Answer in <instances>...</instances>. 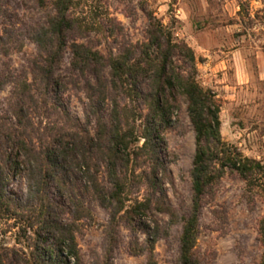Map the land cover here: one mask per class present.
I'll return each instance as SVG.
<instances>
[{
  "label": "trees",
  "instance_id": "1",
  "mask_svg": "<svg viewBox=\"0 0 264 264\" xmlns=\"http://www.w3.org/2000/svg\"><path fill=\"white\" fill-rule=\"evenodd\" d=\"M37 1L50 6L47 23L29 30L38 54L30 75L14 82L9 110L0 115V216L21 223L30 248L29 254H15L22 264H113L120 227L125 226L132 235L131 253L145 254V264H160L156 245L161 225L150 216L166 214L171 223L182 224L178 264H200L201 211L214 199L216 186L226 174L236 175L252 193L264 185V163L224 138L222 105L198 80L194 49L176 42L173 30L151 16L143 42L105 56L93 41L84 40L88 30L73 14L76 0ZM10 40L0 36L5 53ZM23 46L22 40L15 47ZM68 50L73 68L86 81L94 124L89 115L85 121L73 115L62 100L56 67ZM178 52L188 57V66L179 64ZM176 89L186 98L196 134L189 171L193 197L186 212L172 206L166 190L170 171L163 131L172 126L169 109ZM9 171L23 173L25 197L9 190ZM88 197L109 211L105 252L91 263L83 260L77 239L80 223L94 218ZM258 233L264 247V216ZM5 261L0 249V264Z\"/></svg>",
  "mask_w": 264,
  "mask_h": 264
},
{
  "label": "rangeland",
  "instance_id": "2",
  "mask_svg": "<svg viewBox=\"0 0 264 264\" xmlns=\"http://www.w3.org/2000/svg\"><path fill=\"white\" fill-rule=\"evenodd\" d=\"M73 14L88 30V38L108 56L125 45L146 39L151 16L173 30L176 42L185 41L196 54L197 78L216 93L222 105V134L247 156L264 163V0H76ZM0 36H10V52L0 47V115L8 112L7 98L14 82L30 75L38 46L29 39V30L47 23L50 6L37 0H0ZM24 41L17 49L16 43ZM179 64L188 66L184 52H178ZM224 61V62H220ZM244 63L241 76L236 75L235 62ZM73 56L67 51L64 62L56 67L62 87L61 96L71 113L82 121L88 115L87 85L73 68ZM220 64L215 73L209 67ZM105 79L111 80L109 67ZM31 77V76H29ZM223 80V83H220ZM224 82L229 86L223 87ZM113 90V89H109ZM179 90V91H178ZM169 114L171 127L163 134L168 142L166 161L170 179L166 183L169 200L180 212L188 211L193 187L190 168L196 150V134L188 114L186 98L176 89ZM109 106L108 108H110ZM9 190L19 197L26 195L23 173L9 171ZM263 184V183H261ZM94 218L80 223L77 239L83 260L91 263L105 252V227L109 211L92 197L87 198ZM264 216V185L252 193L246 182L236 175L226 174L215 189V197L207 203L200 216L201 233L196 257L200 264H260L264 247L259 240V223ZM158 219L161 237L156 245L160 264H178L181 222L171 223L166 214ZM139 233V239L144 240ZM131 232L120 227V243L114 251L113 264H145L146 255L131 253ZM0 249L6 254L5 264H22L19 255L30 253L22 235L21 223L0 216ZM15 249V251H13Z\"/></svg>",
  "mask_w": 264,
  "mask_h": 264
},
{
  "label": "crops",
  "instance_id": "3",
  "mask_svg": "<svg viewBox=\"0 0 264 264\" xmlns=\"http://www.w3.org/2000/svg\"><path fill=\"white\" fill-rule=\"evenodd\" d=\"M220 62L222 63L224 61H220ZM234 65H235L236 75H238L239 77L241 76V74H240L241 71L243 72V68H245V71H247V67H246L245 63H244V67H243V64L242 63L240 64L239 61L235 62ZM219 67H221L220 64H216V63L214 66L209 67V69L211 70V73H209V74L213 75L215 73V71H217L219 69ZM259 70H260V72H264V66L260 65ZM220 83H223V80ZM226 86H229V85H228V83L224 82L223 87H226Z\"/></svg>",
  "mask_w": 264,
  "mask_h": 264
}]
</instances>
